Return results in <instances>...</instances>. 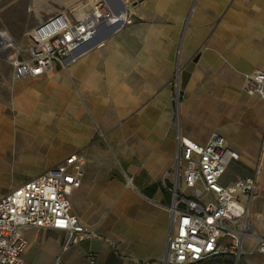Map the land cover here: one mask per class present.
I'll list each match as a JSON object with an SVG mask.
<instances>
[{
    "label": "crops",
    "instance_id": "obj_1",
    "mask_svg": "<svg viewBox=\"0 0 264 264\" xmlns=\"http://www.w3.org/2000/svg\"><path fill=\"white\" fill-rule=\"evenodd\" d=\"M96 36L99 44L71 52L63 66L13 78L0 100V197L79 153L72 211L107 238L64 247V231L25 228L24 264H89V254L94 264H165L173 196L162 173L178 133L201 144L216 133L238 153L224 184L253 176L260 163L253 203L264 197V100L242 92L245 73L264 72V0H140L130 24ZM184 67L175 101L173 78ZM261 260L218 252L189 264Z\"/></svg>",
    "mask_w": 264,
    "mask_h": 264
},
{
    "label": "built area",
    "instance_id": "obj_2",
    "mask_svg": "<svg viewBox=\"0 0 264 264\" xmlns=\"http://www.w3.org/2000/svg\"><path fill=\"white\" fill-rule=\"evenodd\" d=\"M139 1L90 0L73 10H58L31 30L26 56L11 58L13 78L38 77L63 66L65 58L88 41L101 23L130 24L132 7ZM7 47L0 42V50ZM173 83L177 101L178 69ZM242 92L264 100V72L245 73ZM238 156L216 133L203 144L178 133L171 165L162 173L173 196L163 263H196L218 252L237 258L247 251L261 255L260 264H264V213L251 212L262 174L260 163L253 176H239L227 184L221 181L228 163ZM84 164L81 154L71 153L0 197V264H24L25 228L64 231V247L92 237L107 240L72 211L70 196L81 185ZM126 184L134 186L132 178L126 177ZM245 238L252 242L248 250L243 246ZM94 262L89 254L88 263Z\"/></svg>",
    "mask_w": 264,
    "mask_h": 264
},
{
    "label": "rangeland",
    "instance_id": "obj_3",
    "mask_svg": "<svg viewBox=\"0 0 264 264\" xmlns=\"http://www.w3.org/2000/svg\"><path fill=\"white\" fill-rule=\"evenodd\" d=\"M90 0H0V31H5L11 39V46L0 50V100L10 97V85L13 80L11 58L17 55L23 58L27 54L28 36L31 30L42 20L61 9H76ZM238 171L230 161L223 180ZM264 211V197L252 202L251 211Z\"/></svg>",
    "mask_w": 264,
    "mask_h": 264
},
{
    "label": "water",
    "instance_id": "obj_4",
    "mask_svg": "<svg viewBox=\"0 0 264 264\" xmlns=\"http://www.w3.org/2000/svg\"><path fill=\"white\" fill-rule=\"evenodd\" d=\"M107 1H109V0H107ZM119 25H120V21L114 22L112 24L101 23L100 25L97 26L96 30L98 31L102 26H106V27L109 28L110 34H112V33H114L116 31V29L118 28ZM97 31L88 41H86L85 43L81 44V46L79 48H82V47H93V46L99 44L101 42V40L99 38H97V36H96ZM189 72H190L189 67H187V68L184 67V68L181 69V72H180V75H179V91H181L184 88V85H185V83L187 81Z\"/></svg>",
    "mask_w": 264,
    "mask_h": 264
},
{
    "label": "bare ground",
    "instance_id": "obj_5",
    "mask_svg": "<svg viewBox=\"0 0 264 264\" xmlns=\"http://www.w3.org/2000/svg\"><path fill=\"white\" fill-rule=\"evenodd\" d=\"M0 42L2 43L3 46H10V45H12L11 39H10L9 35L7 34V32H5V31H0ZM28 83H29V79H25V80L21 81V84H24V85H27ZM35 238L36 237L34 235V237L32 238L31 242H33V240Z\"/></svg>",
    "mask_w": 264,
    "mask_h": 264
}]
</instances>
